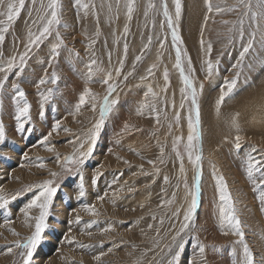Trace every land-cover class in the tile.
Returning <instances> with one entry per match:
<instances>
[{"label":"rangeland","instance_id":"1","mask_svg":"<svg viewBox=\"0 0 264 264\" xmlns=\"http://www.w3.org/2000/svg\"><path fill=\"white\" fill-rule=\"evenodd\" d=\"M41 2L47 4L48 0H35L34 5L32 0H26L25 8L0 46L3 54L0 64L25 51L28 28L36 32L39 26L33 20L38 16L36 10L40 9ZM60 2L62 24L58 30L63 46L59 49V56L50 67L48 59L50 46L55 42L53 34L39 48L32 49L24 74L17 81L30 105V120L24 131H16L14 119L12 82L17 79L15 69L8 73L9 78L0 91V122L5 131V141L0 144V193L9 201L7 206L0 208V264H23L20 253L24 250L16 248L15 242H24L32 235L35 225V220L26 221L21 211L35 189L32 192L23 189L45 180H53L54 186L59 185V188L50 207L48 227L34 250L30 264H167L170 258L165 255L168 245L180 252L178 264H236L242 254L241 246L234 243L238 237L222 235L219 228L221 202L216 177L220 176L227 184L256 264H262L264 202L258 199L261 189L254 191L255 184L248 178L246 169L249 155L255 160H264V52L259 51L257 43L256 53L245 58L244 66L233 68L242 50L236 28L244 9L241 7L229 12L226 9L236 6L237 0H211L213 11L209 13L204 0H181L180 19L175 23L183 42L182 52L186 51L191 60L193 79L199 92V154L202 158L199 162L195 226L181 233L173 244V237L185 222L184 214L191 203L195 170L185 151L190 99L184 100L180 92L183 85L179 72L173 67L175 49L172 47L171 30L166 22L161 28L164 17L160 0H154L157 7L150 10L147 17L144 15L147 0H135L130 21L126 18V0H119V5L117 0H81V3L95 5L94 13L90 7L87 16L76 0ZM252 2L255 6L256 0ZM167 3L174 18L172 0H167ZM217 6L225 11L217 13ZM29 9H32L31 16ZM206 14L209 17L207 22L204 20ZM64 24H67L66 28ZM125 24L128 25L127 34L124 33ZM261 24L264 27V22ZM244 27L246 35L243 42H246L247 33L254 26L246 18ZM230 28L232 32H229ZM149 36L151 44L142 52ZM229 38H232L231 43ZM161 39L165 42L163 48L158 42ZM93 40L95 43H91ZM201 40L204 41V51L201 50ZM208 43L212 44L210 58L215 69L213 76L205 79L206 72L201 69L202 61L209 58L206 53ZM125 44L128 45L126 54ZM138 55L142 56L140 61L135 60ZM121 59L124 64L121 75L117 76L115 69L121 67ZM92 60L96 61L93 68L101 71H94L91 81L86 83L87 65ZM153 64L156 67L149 75L147 69ZM184 65L188 74L187 59ZM165 69L168 70L166 91ZM53 71L59 78L57 83L48 82L38 88L39 80L49 79ZM108 73L112 74L110 83L115 85L110 99L118 103L106 115L92 155L79 166L78 171L77 166L68 165L73 172H65L62 167L64 157L80 148L99 119V103L107 94V85L101 81ZM233 78L237 83L221 105L218 116L215 100L225 80ZM201 83L202 91L199 90ZM149 86L157 94L155 97H145ZM85 87L97 95V110L93 111L91 104L86 103L76 112L75 105ZM48 89H53V95L44 104L41 116L40 94H47ZM182 101L184 107H181ZM142 103L155 104L159 123L157 114L149 108L144 109L142 115H137ZM177 112L180 113L179 123L175 119ZM233 115L237 116L238 131L230 123ZM57 121L60 126L52 132ZM49 132L52 133L50 136ZM237 135L241 137L239 149L235 147ZM44 136H48V140L42 143ZM176 137L181 138L177 145L181 154L179 159L173 151ZM161 147L164 149L162 157ZM86 148L85 143L83 150ZM40 164L44 166L39 167ZM52 172L58 175L53 177L50 175ZM260 174L253 173L256 183H259ZM81 175L83 196L79 195ZM93 177H96L95 183ZM17 191L21 194L12 199ZM169 200L172 203L169 204ZM89 205L97 214L92 215L85 210ZM38 215V209L29 211L30 217ZM77 216L79 222L76 221ZM180 243L183 248L176 246ZM198 244L205 245L203 261L198 255ZM8 248H12L10 253Z\"/></svg>","mask_w":264,"mask_h":264},{"label":"snow or ice","instance_id":"2","mask_svg":"<svg viewBox=\"0 0 264 264\" xmlns=\"http://www.w3.org/2000/svg\"><path fill=\"white\" fill-rule=\"evenodd\" d=\"M26 0H0V46H2L5 42L6 34L9 32L10 28H12L15 21H17L18 17L21 14V11L25 8ZM33 5L35 4V0H32ZM76 4L84 10L85 16L88 14V9L91 7L93 9V13L95 10V5H90L89 3H81V0H76ZM172 4L174 5V18L173 15L169 12V7L167 0H160V9L162 10V15L164 20L161 21V28L164 27L165 22L167 24V28L171 30V37H172V47L175 49V63L173 67L179 72L180 81L183 87L180 88V92L182 93L184 100L190 99V112L187 117L188 120V136H187V144L185 145V151L187 153L188 159L193 165L195 170L194 182L192 185L191 195V203L187 208L184 214V223L181 225L179 232L176 233V236L173 237V244H176V239L181 235V233L185 232L186 229L195 226V219L194 213L197 207V197L199 194V181H200V169H199V162L201 160L200 153V121H201V113H200V105L198 103V96L199 92L197 86L194 83V70L192 69L191 60L187 57V52L181 49L182 40L179 35L178 25L175 23L179 21L180 14H181V0H172ZM117 5H119V0H117ZM204 5L207 8V11L211 13L213 11V5L211 0H204ZM157 5L154 3V0H147V5L144 10V15L147 17L149 15L150 10L156 9ZM243 8L244 11L241 15V18L238 21V28H236V32L238 35L239 40L241 43L242 50L239 52V56L237 57L236 64L233 65V68H241L244 66V61L247 56L251 53H256V45L259 44V51L264 52V27H262L261 22H264V0H256L255 6H253L252 0H237V5L234 7H230L226 9L227 11H237L239 8ZM61 2L60 0H48L47 4L41 2L40 9H37L38 16L33 23L38 24V28L36 32H33L32 29L29 27L27 30V38L26 43L24 44L25 51L19 52L16 55L10 56L3 64H0V73L3 75L0 76V91H2L5 87L6 81L8 80V73L13 72V69L16 71L14 72L15 77L17 78L12 82V89L14 90L15 95L13 96V103L15 105V115L14 119L16 121V131L22 132L25 130V124L30 120V105L27 103L25 98V92L20 88L19 83L17 81L22 77L24 74L25 68L27 66V61L29 58V53L32 49L39 48L44 41L48 40L50 36L53 34L55 35V42H53L50 46V56L48 59V64L51 67L53 61L59 56V49L63 46V39L60 35L58 30V26H61ZM126 18L127 20L132 19V14L135 10V0H126ZM109 10H111V6H109ZM217 13L225 11V9L220 8L217 6L215 8ZM32 15V9H29V16ZM250 21V24L254 26L250 31H248V39L246 42L245 40V19ZM209 19L208 15L204 16L205 22ZM225 24L229 23L228 21H224ZM235 23V22H234ZM65 28L67 24L63 25ZM203 31V29L201 30ZM233 29L230 28L229 32H232ZM128 32V25L125 24L124 33L127 34ZM96 35H99V29L97 28ZM257 36H259V40L257 41ZM151 36L148 38V44H145L141 51L143 52L145 49L149 47L151 44ZM160 47H164V40L158 41ZM232 42V38H229V43ZM91 43H95L93 40ZM128 45H124L125 54L127 53ZM201 50H205L204 41L201 40ZM206 53L209 58L204 59L202 61V69L206 72L205 79H210L213 76L215 65L211 60V53H212V44L208 43L206 47ZM78 55V54H77ZM3 54L0 52V59H2ZM142 56L138 55L135 57L136 61H140ZM187 59V72L184 65V60ZM218 64V60L216 61ZM96 64L95 60H92L88 67V73L86 76V83L91 81L94 71H101V69L93 68V65ZM121 67H117L115 69V73L117 76L121 75V69L124 64V60L121 59L119 61ZM249 67L252 65L249 64ZM156 65H151L147 72L149 75H152L153 68ZM45 75L47 76V69L45 70ZM127 75H131L128 73ZM164 80H165V88L167 89V82H168V70L165 69L164 71ZM239 76V72H237V77ZM58 76L55 71L51 73L49 79L41 78L37 84L39 88L40 85L46 84L48 82L52 84H56L58 81ZM127 79V76H125ZM141 79H146V77H141ZM112 80V74L108 73L106 77L101 81L104 85H107L106 92L107 94L100 100L99 103V119L95 122L92 129L90 130L87 140L85 142H81L80 148L76 150L72 155L64 157V168L65 172L72 173L73 169L68 167V165H75L77 166V171L79 170V166L83 165L84 162L92 155L93 153V146L96 143L98 133L105 123L106 115L112 110V107L118 103L115 99H110L113 92H115V85L110 83ZM237 83L236 78H233L231 81L225 80L224 86H221L219 96L215 100V110L217 115H220L221 105L225 103L226 98L230 96L233 92L235 85ZM199 90H203V84L199 85ZM41 116H43V108L44 104L49 101L51 96L53 95V89H48L47 94L41 93ZM152 95L156 96L157 94L152 91L151 86H149L147 92H145V97ZM97 95L94 94L90 88L85 87L82 93L79 95L78 102L75 105L76 112H79L80 108L84 106L86 103L91 104V108L93 111L97 110ZM181 107H184L183 101L181 103ZM149 108L150 111L154 114H157V123H159V117L157 113V109L155 104H148L142 103L139 108L137 109V115H142L143 110ZM238 115V114H237ZM176 122L179 123L180 120V113L177 112L175 116ZM230 123L233 127L239 130L238 123H237V116L233 115L230 119ZM60 126V122L57 121L52 126V132L58 130ZM128 125H125L127 128ZM31 131V129H28ZM65 131H68L65 129ZM52 133L49 132L48 136ZM48 136L43 137V142L48 140ZM79 139V137H77ZM180 137H176L173 142V151L176 153L177 158H180V152L177 150V145L180 142ZM241 137L237 135L235 137V147L239 149ZM5 141V131L4 125L0 122V144L4 143ZM85 143L87 144L86 150ZM51 150V149H49ZM111 151V149H109ZM255 151V149H253ZM78 152V154H77ZM164 149L161 147L160 153L161 157L163 156ZM195 153V155H194ZM59 156H57V163H59ZM163 159H161V163H163ZM127 163V161H125ZM149 163L154 164L153 161H149ZM43 164H40L39 167H43ZM264 160H255L251 155L248 156L247 162V176L252 182L255 184L254 191L256 189H261L258 199L264 202ZM181 172H183V164L181 163ZM157 171H159L157 169ZM260 172L259 176V183L253 179V173ZM51 176L55 177L58 173L52 172L50 173ZM165 182H167L168 178L165 177ZM80 191L79 195H84V188H83V176H80ZM96 182V177H93V183ZM216 183L219 192V200L220 206L218 209V220H219V228L222 235H233L238 237V239L234 242L241 246L242 254L240 255L239 259L236 261V264H256L255 257L253 252L249 248L246 240H245V232L243 231L241 221L239 217L236 215V210L233 206V201L231 198L230 193L227 189V184L225 183L222 176L216 177ZM59 185L54 186L53 180H45L38 184L27 185L23 189L25 192H32L35 189L31 199L27 202V204L21 209L23 212L26 221L30 219L35 220L34 231L31 236H29L24 242L16 241L15 247L19 249H23L20 255L23 259V264H30L32 260L34 250L36 249L37 245L41 242L42 234L48 227L47 220L50 216V207L53 201V197L56 195L58 191ZM131 191V189H129ZM21 194L20 191H17L15 195L12 196V199H15L17 196ZM98 199L103 200L104 197H98ZM9 203L8 199L5 198L3 193H0V208L7 206ZM168 203H172L171 200ZM143 206V205H141ZM31 209H38L39 215L35 217L29 216V211ZM85 210L88 211L90 214L95 215V209L93 206H85ZM179 209L177 210V212ZM264 211V209H262ZM175 214V213H174ZM154 218V217H153ZM76 221L79 222L80 218L77 216ZM152 226L149 225V228ZM16 234V233H13ZM178 248H183V244L180 243L176 245ZM199 249V257L201 261L204 260V253H205V245L198 244ZM167 253L166 256L170 257L167 260V264H178L180 252L174 251L172 245L167 246ZM12 248H8V252L10 253ZM99 259V257H96ZM157 264H162V262H157ZM262 264H264V260H262Z\"/></svg>","mask_w":264,"mask_h":264}]
</instances>
